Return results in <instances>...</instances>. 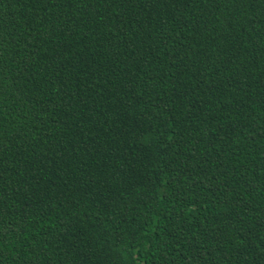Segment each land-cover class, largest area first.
<instances>
[{"label": "trees", "instance_id": "obj_1", "mask_svg": "<svg viewBox=\"0 0 264 264\" xmlns=\"http://www.w3.org/2000/svg\"><path fill=\"white\" fill-rule=\"evenodd\" d=\"M0 264H264V0H0Z\"/></svg>", "mask_w": 264, "mask_h": 264}]
</instances>
